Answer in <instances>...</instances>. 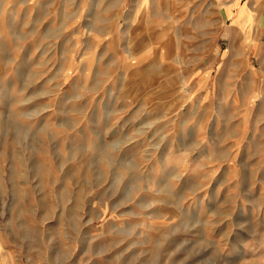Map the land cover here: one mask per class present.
<instances>
[{"label":"rangeland","instance_id":"rangeland-1","mask_svg":"<svg viewBox=\"0 0 264 264\" xmlns=\"http://www.w3.org/2000/svg\"><path fill=\"white\" fill-rule=\"evenodd\" d=\"M0 264H264V0H0Z\"/></svg>","mask_w":264,"mask_h":264}]
</instances>
